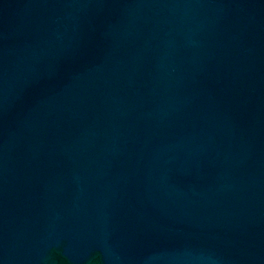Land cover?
I'll return each instance as SVG.
<instances>
[{"label":"water","instance_id":"1","mask_svg":"<svg viewBox=\"0 0 264 264\" xmlns=\"http://www.w3.org/2000/svg\"><path fill=\"white\" fill-rule=\"evenodd\" d=\"M0 264H264V0H0Z\"/></svg>","mask_w":264,"mask_h":264}]
</instances>
